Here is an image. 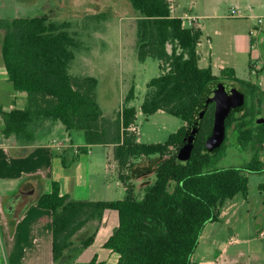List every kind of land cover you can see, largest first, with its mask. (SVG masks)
I'll return each instance as SVG.
<instances>
[{"label":"trees","instance_id":"1","mask_svg":"<svg viewBox=\"0 0 264 264\" xmlns=\"http://www.w3.org/2000/svg\"><path fill=\"white\" fill-rule=\"evenodd\" d=\"M128 1L138 13V60L162 63L161 75L147 85L140 112L144 117L163 112L181 119L184 126L164 144L141 143L139 134L132 130L137 127L139 113L131 106L134 86L121 112L105 117L96 93L98 79L70 74L79 48L71 23L55 20V11L46 4L34 18L0 19L2 58L9 81L15 91L27 95L24 109L6 111L0 106L2 132L18 146L41 145L53 138L68 148L74 144L73 134L82 133L85 146L78 147L71 163L79 154H88V147L114 148L118 179L126 191L123 200H76L62 194L58 181L52 182L50 193L39 196L38 207L53 216L55 263L69 252L89 248L97 231L78 247L74 238L92 223H98L99 229L106 212L116 211L118 225L104 248L119 256L118 264H198L192 258L205 227L220 220V208L226 201L239 194L248 197L247 173L264 172V164L254 159L244 168L217 169L224 144L214 152L207 146L215 104H210L197 128L195 112L214 82L241 85L246 99L252 98L258 106L264 94L252 80L238 78L233 68L215 76L211 67H200L203 33L174 17L168 0ZM247 107L246 102L228 117L225 142L231 129L238 133L242 147L255 141ZM262 136L257 139L260 146L264 144ZM66 153L64 148L52 153L62 159L64 168L69 167ZM259 190L264 193V183ZM90 264L105 263H98L95 257Z\"/></svg>","mask_w":264,"mask_h":264},{"label":"rangeland","instance_id":"2","mask_svg":"<svg viewBox=\"0 0 264 264\" xmlns=\"http://www.w3.org/2000/svg\"><path fill=\"white\" fill-rule=\"evenodd\" d=\"M200 1L203 4L208 2L211 6L218 5L217 12L221 16H226L229 8L234 5V0ZM180 3L182 4L183 1L180 0ZM46 4L55 11V20L71 23V31L79 42V48L75 51L70 74L74 77L92 76L98 79L96 93L105 117L113 118L121 112L125 98L134 86L135 99L131 102V106L136 107L139 112L136 128L141 143L164 144L172 134L184 126L181 119L163 112L151 117H144L140 112L148 91L147 85L161 75L162 63L154 59H148L144 63L138 60L136 51L138 13L128 0H0V19L34 18L42 13V8ZM216 21L217 27L208 22L207 32L205 31L202 38L201 51L205 59L201 67H207L209 62L208 34L213 36L215 28L222 30L223 27L234 25V22L227 18ZM226 47V51L235 53L231 43ZM236 59L240 62L238 77L246 81L252 80L258 84L260 92L264 94V73L258 76L255 73L251 75L248 58L243 60L241 56ZM222 83L236 86L245 94L239 84L233 85L225 80H222ZM261 100L258 106L252 98L246 99L248 104L246 110L248 109L250 114L255 141L242 147L238 141V133L231 129L228 140L223 145L222 159L216 164L217 169L244 168L254 159H259L264 164V144L260 146L257 142V139L264 134L263 124L257 123L258 120H264V97H261ZM0 106H3L2 103ZM244 113V111L237 113L236 117L239 118ZM90 148L93 154L89 156L82 154L68 168L62 169V176L64 174L67 179L66 194L76 200H123L126 191L118 179L114 148L101 145ZM145 164L147 163L143 165ZM6 174L7 179H14L15 174L12 171ZM35 175H24L17 184L23 186L34 177L39 178L42 184L45 178L41 173ZM247 177L249 178L248 197L244 198L239 194L234 200L224 203L220 208V220L205 227L200 244L192 258L194 263L264 264V237L260 236V233L264 232V193L259 190V186L264 183V172L247 173ZM4 179L0 177V195H3L1 183ZM40 188L37 190L39 196L44 194L43 185ZM5 197H1L0 210L4 211L8 218L5 249L7 257H12L16 252L12 239L16 236L17 225L19 227L24 216L28 214L29 220L32 219L34 223L50 213L41 210L33 200L27 207L15 208L18 212V216L15 217V213L10 215L6 211L13 197ZM20 215H23L22 218ZM106 215L109 217L107 222L110 227L116 228L117 212L108 211ZM40 224L38 233L33 232L29 238L31 240L34 238L35 242L32 244L35 246L45 248L50 242L51 227ZM94 230L95 228L84 230L79 240L86 239ZM111 233L101 229L95 243L87 248L77 264H89L95 255L107 260L108 264H115L117 254L114 253L112 257L106 256L110 251L104 248ZM28 234L19 233L16 238L22 236L21 239L25 241L28 239ZM18 240L16 239L15 242Z\"/></svg>","mask_w":264,"mask_h":264},{"label":"crops","instance_id":"3","mask_svg":"<svg viewBox=\"0 0 264 264\" xmlns=\"http://www.w3.org/2000/svg\"><path fill=\"white\" fill-rule=\"evenodd\" d=\"M181 1H183L182 4L180 3V0H175V11L173 16L182 18L185 15H188L196 18L195 26L201 29L203 35L207 29L208 22H211V24L215 25V27H217L216 20H223L227 18L228 20H232L234 22V25L230 27H223L222 30H217L215 28L213 36L208 34L209 62L207 67L212 68L215 76L220 74L225 68H233L238 77L240 62H238L239 59L236 58L241 56L243 60L248 58L247 62L250 69L253 66L252 73L250 71L251 75L255 73V75L258 76L262 74V72L264 73V0H234V5L229 8L226 16L218 14V5L211 6L208 2L203 4L200 0H190V2H188V0ZM188 3H190V5ZM232 9H235L238 13L236 18H231L228 15ZM260 18L263 19L262 23L259 22ZM3 38L4 31L0 30V103H2V107L6 111H11L15 108L24 109L27 104V95L25 93L15 91L12 83L9 81V76L2 58L1 46ZM229 43L232 44V49L235 53L226 51V45ZM201 48L202 39L199 45V52L201 54L200 67L201 63L205 59ZM2 130L3 122L0 118V177L6 179H4L1 183L3 187V195H0V201L1 197H5V195L6 197H13L11 203L7 205L6 211H8L10 215L15 213V217H17L18 212H16L15 208L18 206L20 208L25 206L27 207L33 200L37 203L39 198L37 190L41 189L40 187L43 185V193H50L53 181H58L61 185L62 194H66L65 186L67 185V179L64 174L62 176V169H65L62 164V159L58 155L54 156L52 154L53 151L57 149L56 144H54L56 140L51 138L49 139V142L41 145L18 146L14 143L12 138H6L3 135ZM72 138L74 143L73 146L70 148H68L69 146H66L64 148V151L67 150L66 157L69 159V166L71 165L70 160L76 155V149H78V147L85 146L82 133H74ZM88 151V154L85 155L89 156L93 154L90 147H88ZM80 155H82V153L79 154V157ZM8 171H12V173L15 174L13 175L14 179L9 180L6 178V173ZM37 173H41V175L45 178L42 184L39 182L40 179L35 177L23 186H19L17 184L22 179V176H33L34 174L37 176ZM49 213L50 214L44 216L42 220L35 221L34 223L32 219L29 220L28 214L24 216L19 227L17 225L18 231H16V236L19 233H29L28 239L24 241L21 239L22 236H18L17 238L15 236L14 239H12L13 247L16 248L15 255L7 257L5 245L7 244L6 234L8 218L6 213L0 210V264H77L80 261L83 254L89 248L84 250V252L83 250L69 252L59 263L54 262L53 216L50 211ZM106 214L99 229L98 223H92L84 230H93L95 228L93 233L97 231L96 239L101 229L106 230L109 233L110 231L113 232L115 228L110 227L108 224L107 220L109 217ZM22 216L23 215H20V218H22ZM39 222L51 227L50 242L45 248L35 246L32 244L35 242L34 238L33 240L29 238V235H32L33 232L38 233V227H41ZM84 230L80 232L78 235L79 237L76 236L74 238L76 247L80 245L81 240H79V238ZM16 239L19 240L15 242ZM28 244L31 245L28 246ZM113 254L114 253L110 251V253L106 254V256L112 257ZM95 257H97L98 263L103 262L108 264L107 260L99 255H95L93 259ZM118 261L119 256L117 255L115 264H118Z\"/></svg>","mask_w":264,"mask_h":264},{"label":"water","instance_id":"4","mask_svg":"<svg viewBox=\"0 0 264 264\" xmlns=\"http://www.w3.org/2000/svg\"><path fill=\"white\" fill-rule=\"evenodd\" d=\"M215 104L214 124L211 136L208 138L207 146L211 152L222 147L226 140L228 117L246 104V95L236 86L225 85L214 82L205 92L201 103L195 112V126L199 127L208 111L210 104ZM257 123H264L258 120Z\"/></svg>","mask_w":264,"mask_h":264},{"label":"built area","instance_id":"5","mask_svg":"<svg viewBox=\"0 0 264 264\" xmlns=\"http://www.w3.org/2000/svg\"><path fill=\"white\" fill-rule=\"evenodd\" d=\"M168 1L171 3V11H172V14H173L174 11H175V0H168ZM237 16H238L237 11L235 9H232L230 11V13H229V17L236 18ZM180 19L183 21L185 26H188V27H194L195 26L196 18H194V17H190L188 15H185L184 17H182ZM259 22L262 23L263 19L260 18ZM132 130L137 132V128L134 127V126L132 127ZM54 144H56L57 149L65 148L67 146L64 143L58 142V141H55ZM75 152L77 154V153H79V150L76 149ZM260 236L263 238L264 237V232H261Z\"/></svg>","mask_w":264,"mask_h":264}]
</instances>
